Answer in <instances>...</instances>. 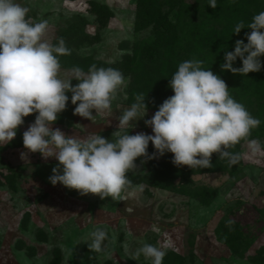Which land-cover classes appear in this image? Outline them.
Segmentation results:
<instances>
[{"label":"rangeland","instance_id":"obj_1","mask_svg":"<svg viewBox=\"0 0 264 264\" xmlns=\"http://www.w3.org/2000/svg\"><path fill=\"white\" fill-rule=\"evenodd\" d=\"M17 2L29 8L33 22L49 21L46 39L55 44L63 38L71 50L59 58L62 75L71 78L73 66L86 72L96 65L119 69L127 81L112 110L93 121L73 114L68 93L66 110L53 129L111 139L117 118L137 94L147 96L144 119H151L174 94L169 79L179 63L198 59L261 121L250 138L264 143V67L245 77L221 71L224 50L233 51L238 39L247 43L251 31L232 34L235 25L243 21L247 27L264 11V0H217L215 9L208 0ZM163 21L170 25L166 37L158 30ZM148 49L161 53L155 66L147 65ZM240 66L237 59L234 67ZM34 120L35 114L24 118L14 140L0 145V264H151L143 256L133 259L142 242L165 247L163 264H264V157L250 158L243 141L230 149L242 156L235 165L217 154L207 169L176 166L171 153L145 163L137 158V173H129V179L142 190L101 199L53 186L48 178L58 164L54 158L39 153L21 158L27 151L23 132ZM137 132L152 134L143 119L129 134ZM153 152L150 143L148 153ZM98 227L109 236L100 253L88 247L89 234Z\"/></svg>","mask_w":264,"mask_h":264},{"label":"clouds","instance_id":"obj_2","mask_svg":"<svg viewBox=\"0 0 264 264\" xmlns=\"http://www.w3.org/2000/svg\"><path fill=\"white\" fill-rule=\"evenodd\" d=\"M208 5L215 9L217 0H208ZM28 12L29 8L17 0H0V145L10 144L24 118L35 114L34 122L23 132L27 151L21 158L27 161L28 153H39L44 159L58 161L48 178L53 186L60 184L81 195L116 199L123 193L142 190V185L133 186L129 179V173H137V158H144L145 163L171 153L176 166L207 169L212 166L213 154H217L235 165L242 156L230 149L242 141L250 158L264 157V143L250 138L261 121L230 95L219 75L205 69L198 59L179 63L169 79L174 94L163 101L151 119H144L148 114L147 96L137 94L135 102L117 118V130L111 139L100 133L81 138L53 129L66 110L68 93L75 105L73 114L93 121L96 115L112 110L127 81L119 69L96 65L86 72L73 66L71 78L62 75L59 58L70 55L71 50L63 38L55 44L46 39L49 21L33 22ZM245 28L251 29L245 35L247 43L238 39L233 51L224 50L221 71L245 77L264 67V11L254 15L247 27L243 21L237 23L232 34L239 35ZM237 59L242 66L234 67ZM73 81L77 82L74 86ZM142 119L152 134L130 135ZM150 143L154 148L151 155ZM89 235V249L102 252L109 239L107 231L98 227ZM165 255V247L142 242L133 259L143 256L151 264H163Z\"/></svg>","mask_w":264,"mask_h":264},{"label":"trees","instance_id":"obj_3","mask_svg":"<svg viewBox=\"0 0 264 264\" xmlns=\"http://www.w3.org/2000/svg\"><path fill=\"white\" fill-rule=\"evenodd\" d=\"M142 13L148 15L147 11H142ZM158 30L160 34H162V36L166 37L170 33V25L167 22L163 21L160 23V28ZM144 57L147 65L155 66L161 60V53H159L157 49H148L144 53ZM168 264H171V261H169Z\"/></svg>","mask_w":264,"mask_h":264}]
</instances>
